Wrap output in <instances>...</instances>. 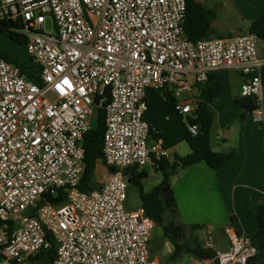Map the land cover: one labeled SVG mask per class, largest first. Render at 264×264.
<instances>
[{
    "label": "built area",
    "instance_id": "obj_1",
    "mask_svg": "<svg viewBox=\"0 0 264 264\" xmlns=\"http://www.w3.org/2000/svg\"><path fill=\"white\" fill-rule=\"evenodd\" d=\"M186 12V0H0V23L26 41L41 80L29 81L0 55V264H35L53 242L51 264H158L155 222L143 207L127 208L126 171L170 159L162 139L149 143L150 90L172 91L176 111L187 115L196 85L236 71L241 97L254 100L252 115L264 124V40L246 33L192 41ZM98 109L105 112L100 188L83 192L84 141ZM189 130L197 135L196 126ZM60 191L66 198L55 205L48 197ZM224 234L228 252L207 235L203 247L215 256L205 264L256 256L249 237L232 226Z\"/></svg>",
    "mask_w": 264,
    "mask_h": 264
},
{
    "label": "trees",
    "instance_id": "obj_2",
    "mask_svg": "<svg viewBox=\"0 0 264 264\" xmlns=\"http://www.w3.org/2000/svg\"><path fill=\"white\" fill-rule=\"evenodd\" d=\"M186 1L187 12L183 30L187 38L198 41L213 36L218 37L217 31L213 28L216 12L213 9L206 8L199 0ZM8 25L9 23L6 21L1 22L0 31H6ZM6 32L13 40L26 46L24 39L13 35L9 31ZM249 33L255 34L261 40H264V14L250 25ZM0 55L8 62L18 66L22 75L29 81L41 84L39 68L33 62L26 66L21 64L15 55L9 53H0ZM195 89L199 92V95L196 107L191 113L182 115L176 111L177 98L172 91L150 90L147 95L148 110L145 114V119L150 125L149 143L162 139L164 148L172 149L185 142L189 145L190 153L185 157L176 156L173 162L168 159L154 161V167L157 172L161 173L162 181L148 193L145 192L143 185V180L147 175L146 170L134 167L126 171L129 186H135L138 190L141 207L146 210L147 215L153 219L155 225L163 229L164 236L174 245L175 250L170 257V260L174 262L184 255L206 260L214 257L215 252L206 250L200 239L194 240L188 237L187 226L180 221L172 178L180 170L200 162H205L211 169L219 170L237 154L234 149L226 153L217 152L210 144L211 131L216 116L213 106L225 91L224 83L216 73H210L209 79L204 84L196 85ZM237 104L251 113L256 109V104L252 98H242L237 101ZM97 115V126L92 128L84 141L86 168L80 185V190L83 192L100 188L95 170L98 163L104 160V110L98 109ZM189 126L198 128L197 135L190 132ZM48 198L53 204L60 205L64 202L66 193L60 191L58 198ZM167 215L170 216L168 220L166 219ZM256 218L257 231L250 239L257 249V254L247 264H259L264 261V206L256 212ZM204 228L203 226H193L191 230L199 231L204 230ZM56 253L57 244L53 242L50 249L41 253L34 260L35 264H51L56 258Z\"/></svg>",
    "mask_w": 264,
    "mask_h": 264
},
{
    "label": "crops",
    "instance_id": "obj_3",
    "mask_svg": "<svg viewBox=\"0 0 264 264\" xmlns=\"http://www.w3.org/2000/svg\"><path fill=\"white\" fill-rule=\"evenodd\" d=\"M213 1L220 7L230 8L224 18L231 23L230 26L228 23L215 26L218 20L213 21V28L220 38L249 33L250 25L264 14V0ZM261 48H264V44L259 47L260 58L264 60ZM215 73L224 83L225 91L213 106L216 116L211 132H215L217 142L213 143L210 138V144L217 152L226 153L234 149L237 154L219 170L211 169L205 162H200L180 170L172 178L180 221L187 226L188 237L200 239L202 244L209 233L217 238L218 235L224 234L227 226H232L251 238L258 227L256 212L264 206V125L256 122L251 112L237 104V101L243 98L240 93L243 77L232 70ZM198 95L199 92L194 89L189 95V100L197 101ZM183 144L185 142L169 149V161L173 162L176 156L185 157L190 153L189 151L185 156L179 154V148ZM148 165L152 166L154 176L146 171L143 185L154 179V189L161 183L162 178L159 179L160 172L156 171L154 163ZM143 169L146 170V167ZM193 226L205 228L194 231L191 230ZM167 253L169 255L163 253L167 257L162 263L155 258L158 264H205V260L188 255L186 259L182 256L174 262L170 260L174 250L168 249ZM259 264H264V261Z\"/></svg>",
    "mask_w": 264,
    "mask_h": 264
},
{
    "label": "rangeland",
    "instance_id": "obj_4",
    "mask_svg": "<svg viewBox=\"0 0 264 264\" xmlns=\"http://www.w3.org/2000/svg\"><path fill=\"white\" fill-rule=\"evenodd\" d=\"M202 4L206 8L213 9L216 12L215 20L217 19L219 22L217 21L215 23V26H218V24L223 25L226 23H228L229 26L231 25V23L228 22V20L224 19L227 15L228 11L230 10V8H228V7L226 8L225 6L220 7L213 0H203ZM231 13H232V10H231ZM46 28H47V31H53V24H52V21L50 19L47 20ZM235 35H237V34H235ZM0 53H9V54L15 55L18 57L20 63L23 65H26V66H28L32 63V58H31L30 54L28 53L27 47L16 42L15 40H13L10 37V35H8V33L6 31H3V30L0 31ZM262 53L264 55V48H261V56H262ZM194 92H196V91H194ZM262 109L264 110V102H263ZM97 117H98V115L95 112L94 115L92 116V119H91L92 128H96V126H97ZM220 137H221V139L223 138L222 133H221ZM211 138H212L213 143L217 142L215 140L216 139L215 132H211ZM221 142L223 143L222 140H221ZM189 151H190V148H189V145L187 143L183 144L179 148V154L181 156H185L186 154L189 153ZM152 170H153V168L151 165L146 166V171L149 174H151L152 176H154ZM159 174H158V177H159V179H161L162 175L161 174L159 175ZM103 179H104L103 177H99L100 181H102ZM153 180L154 179H150L149 181H147L145 183V185H144V187L146 189L145 191H150L154 187ZM140 207H141V200L139 197L138 190L135 186L130 185L128 188L127 208L132 209V210H136ZM166 219L167 220L170 219V216L167 215ZM168 249L175 250V247L169 241V239H167L164 236L163 229L161 227L156 226L153 230L152 256L154 258H157L159 260V263L160 262L162 263L164 258L167 257L163 253H166L167 255H169V253H167ZM186 258H187V255H184V259H186ZM165 261H166V259H165ZM178 264H182V263H178Z\"/></svg>",
    "mask_w": 264,
    "mask_h": 264
},
{
    "label": "water",
    "instance_id": "obj_5",
    "mask_svg": "<svg viewBox=\"0 0 264 264\" xmlns=\"http://www.w3.org/2000/svg\"><path fill=\"white\" fill-rule=\"evenodd\" d=\"M217 241L219 244V249L222 252H228L229 251L230 242H229V240L225 234L218 235Z\"/></svg>",
    "mask_w": 264,
    "mask_h": 264
}]
</instances>
